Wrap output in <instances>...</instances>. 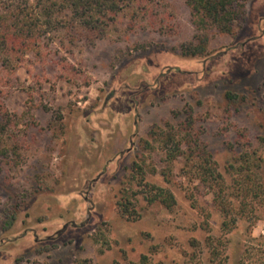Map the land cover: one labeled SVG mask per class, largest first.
I'll return each mask as SVG.
<instances>
[{
  "label": "rangeland",
  "instance_id": "1",
  "mask_svg": "<svg viewBox=\"0 0 264 264\" xmlns=\"http://www.w3.org/2000/svg\"><path fill=\"white\" fill-rule=\"evenodd\" d=\"M60 3L0 0V25L19 7L41 28L24 55L0 52V264H239L264 235V201L253 200L255 224L239 217L225 234L210 187L185 157L170 163L162 140L181 131L235 209L252 202L249 186L264 192V0L196 57L179 49L195 35L185 0H120L115 13L104 3L85 19ZM144 184L177 205L149 203ZM125 196L135 221L118 209Z\"/></svg>",
  "mask_w": 264,
  "mask_h": 264
},
{
  "label": "trees",
  "instance_id": "2",
  "mask_svg": "<svg viewBox=\"0 0 264 264\" xmlns=\"http://www.w3.org/2000/svg\"><path fill=\"white\" fill-rule=\"evenodd\" d=\"M52 1V0H48ZM54 1V0H53ZM120 0H61V3L77 16L78 19H85L86 14L92 13L95 7L102 9L104 3H111L109 11L115 13L118 8ZM187 6L190 9L192 24L195 28V35L193 42L182 45L179 49L184 57H196L205 56L209 53V45L214 34L235 36L236 27L242 25L246 21L247 16V4L249 0H185ZM59 4L60 8L62 4ZM58 6L55 4L45 7V12L48 16L53 17L52 13L54 8ZM98 13L101 10H96ZM10 12V10H9ZM37 14V12H36ZM38 15V14H37ZM5 19V18H4ZM37 21H40V16L33 17L29 12L21 10L19 7L15 8L9 19L5 20L0 25V52L7 51L9 53L17 52L19 54H25L26 51L37 46L34 42V38L41 33V28ZM9 59L2 60V66L6 67L9 65ZM17 63L20 64V58L17 59ZM226 99L229 103L239 104L243 102V97L240 95L228 92ZM4 120V119H3ZM193 123L188 124L187 127L182 126L183 131L191 130ZM9 124L2 121L0 123V135L5 134L8 131ZM181 131H176L174 128L170 132L166 133V137L162 140L164 148L169 151L168 157L169 162L173 163L179 157H185L187 165L193 164L196 169V177L206 187H210L211 193L214 196V202L216 206L223 213L225 220L223 222L222 230L225 234L232 232L235 225L239 221V217H248V222L253 225L259 220L255 214L256 206L253 200L264 201V192H261L258 187L249 186L246 188V193L252 195L250 198L252 202L248 200L242 201L238 209H235L234 205L230 201V194L226 191L228 185L222 174L218 173L215 168H210L204 164V161H194V157L189 153H194L191 143L187 140H183L180 137ZM190 136V135H188ZM173 148L171 149V145ZM187 145L186 150L184 146ZM170 149V150H169ZM207 162V161H206ZM138 170L139 165L135 166ZM255 169V167L253 168ZM259 168H256V170ZM250 170V169H248ZM165 178L168 177L166 171L163 172ZM142 183H145V179L142 178ZM146 188H149V203L159 202L166 209L172 210L176 205L177 201L172 192L165 190L160 187L152 186L150 184H144ZM250 193V194H249ZM118 209L120 213L130 221H135L139 217V213L132 203L131 198L125 196L121 202L118 203ZM16 217L10 218L6 223L5 229H10ZM221 247L223 245L219 242ZM208 246L212 249V255L214 259H218L221 255V251H218V244L215 247V241L208 237ZM222 261V260H221ZM225 261V259H224ZM224 261L219 264H224ZM239 264H264V235L257 238H250L243 251V255Z\"/></svg>",
  "mask_w": 264,
  "mask_h": 264
}]
</instances>
